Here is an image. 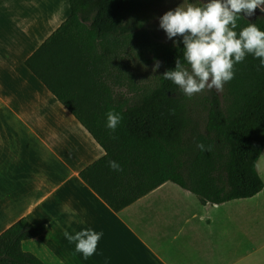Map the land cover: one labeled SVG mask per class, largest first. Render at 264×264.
I'll use <instances>...</instances> for the list:
<instances>
[{
  "label": "crops",
  "instance_id": "crops-1",
  "mask_svg": "<svg viewBox=\"0 0 264 264\" xmlns=\"http://www.w3.org/2000/svg\"><path fill=\"white\" fill-rule=\"evenodd\" d=\"M69 15L68 0H0V234L43 226L21 243L43 264H264V187L203 205L166 182L114 212L80 178L104 151L25 66ZM85 227L103 233L86 259L63 235Z\"/></svg>",
  "mask_w": 264,
  "mask_h": 264
},
{
  "label": "trees",
  "instance_id": "trees-1",
  "mask_svg": "<svg viewBox=\"0 0 264 264\" xmlns=\"http://www.w3.org/2000/svg\"><path fill=\"white\" fill-rule=\"evenodd\" d=\"M68 3L69 17L25 66L104 151L79 176L112 211L123 210L166 182L192 193L203 205L249 199L263 190L255 168L264 149V68L259 59L248 55L234 65V78L223 86L229 115L211 95L204 101L205 116L194 119L179 87L162 77L175 68L177 57L182 58L180 43L153 52L152 60L160 61L161 71L156 85L142 95L115 93L107 81L105 52L142 29L144 0ZM260 14L255 20L241 14L236 31L249 23L264 30V12ZM117 78H112L115 86ZM82 102L99 109L82 112L78 107ZM109 109L123 116L115 132L104 126ZM109 160L117 161L122 171L110 169ZM43 230L25 219L10 226L0 234V264H43L21 249L23 241Z\"/></svg>",
  "mask_w": 264,
  "mask_h": 264
},
{
  "label": "clouds",
  "instance_id": "clouds-1",
  "mask_svg": "<svg viewBox=\"0 0 264 264\" xmlns=\"http://www.w3.org/2000/svg\"><path fill=\"white\" fill-rule=\"evenodd\" d=\"M256 9L264 12V0H182L177 7L166 11L159 17L158 26L169 40L179 36L180 40L173 43L182 44L183 49L182 58H176L175 68L166 70L163 79L191 97L205 88L222 90L234 78V65L248 55L259 59V67L264 68V30L249 23L236 31L241 13L243 17H251ZM159 66L160 61H154V70ZM122 119L121 113L109 109L104 126L115 132ZM197 146L204 149L203 144ZM108 167L122 171L115 160H109ZM63 235L86 259L96 251L103 233L85 227L74 233L64 231Z\"/></svg>",
  "mask_w": 264,
  "mask_h": 264
},
{
  "label": "rangeland",
  "instance_id": "rangeland-1",
  "mask_svg": "<svg viewBox=\"0 0 264 264\" xmlns=\"http://www.w3.org/2000/svg\"><path fill=\"white\" fill-rule=\"evenodd\" d=\"M144 24L142 29L135 33L123 37L118 40L114 46L107 48L105 55L107 81L112 86L113 92H119L126 97L140 96L156 85L161 68H155L153 52L160 46H175L173 40H169L166 34L158 26L159 17L166 11L174 9L182 0H144ZM256 13V10L254 11ZM99 51H101L99 49ZM117 76L118 84L114 85V78ZM55 88V86H54ZM64 99L70 102L76 109L75 104L69 96L59 91ZM190 115L196 118L205 116V98L214 95L221 102V108L226 115L231 113V107L224 100V89L208 90L205 88L199 93L193 94L191 97L186 96L181 91ZM256 170L264 180V153H262L256 165Z\"/></svg>",
  "mask_w": 264,
  "mask_h": 264
},
{
  "label": "flooded vegetation",
  "instance_id": "flooded-vegetation-1",
  "mask_svg": "<svg viewBox=\"0 0 264 264\" xmlns=\"http://www.w3.org/2000/svg\"><path fill=\"white\" fill-rule=\"evenodd\" d=\"M243 15V13H241ZM261 16L260 12L257 11L256 9V13H254L251 17H247V16H244L246 18H249L251 20H255L257 17Z\"/></svg>",
  "mask_w": 264,
  "mask_h": 264
},
{
  "label": "water",
  "instance_id": "water-1",
  "mask_svg": "<svg viewBox=\"0 0 264 264\" xmlns=\"http://www.w3.org/2000/svg\"><path fill=\"white\" fill-rule=\"evenodd\" d=\"M258 12L262 13L259 9H257Z\"/></svg>",
  "mask_w": 264,
  "mask_h": 264
}]
</instances>
